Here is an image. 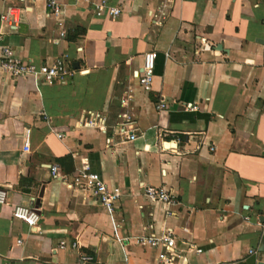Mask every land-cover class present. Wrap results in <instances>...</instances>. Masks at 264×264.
<instances>
[{
  "label": "crops",
  "instance_id": "0c3cea01",
  "mask_svg": "<svg viewBox=\"0 0 264 264\" xmlns=\"http://www.w3.org/2000/svg\"><path fill=\"white\" fill-rule=\"evenodd\" d=\"M95 1L62 0L61 38L45 0L13 4L19 21L0 24L20 57L64 56L73 70L51 84L0 70V264H154L158 249L133 237L166 228L201 248L186 264H264V0H104L114 18L95 16ZM11 4L0 0V15ZM149 50L143 92L132 73ZM88 112L103 131L81 124ZM124 122L133 140L117 133ZM82 157L120 191L115 230L68 185ZM158 185L177 203L146 199ZM18 204L37 208L36 228L12 217Z\"/></svg>",
  "mask_w": 264,
  "mask_h": 264
},
{
  "label": "built area",
  "instance_id": "2783aa9c",
  "mask_svg": "<svg viewBox=\"0 0 264 264\" xmlns=\"http://www.w3.org/2000/svg\"><path fill=\"white\" fill-rule=\"evenodd\" d=\"M12 3L8 5L0 15V24L3 27H9L15 22L19 21V13L17 5L25 2V0H3ZM159 2H169L170 0H158ZM62 0H45L46 15L55 19L57 28L59 29L58 36L61 38L64 35L62 29V15H63ZM23 8V7H22ZM119 9L114 6H107L104 0H96L93 3V13L95 16L106 15L109 18H114L119 14ZM153 17V16H152ZM153 23H156L151 18ZM3 32L0 31V70L5 72L11 79H28L33 84H51L62 83L73 72L70 63L64 56H57L48 62H36L30 58L20 57L15 50L7 43L2 41ZM202 40V39H201ZM156 53L153 50L145 51L142 54V65L138 71H133L132 76L136 79L139 87L143 92L151 90L152 70ZM165 107L163 99H159L155 108L160 111ZM188 109H194L193 106H188ZM88 116V117H87ZM81 122L85 126H96L100 130H104V120L98 115H92L88 112ZM117 133L122 135L126 140H133L135 138L134 129L128 124L119 123L117 126ZM29 130L23 131L22 150H27L28 147ZM57 139L62 140L60 133H55ZM109 144V138L105 139V145ZM210 151L212 147L208 148ZM50 172L53 177L60 180H65L64 176L59 175L58 168L55 165L50 167ZM68 185L72 190L79 191L86 195L98 206L102 207L110 216L113 230H115V223L113 212L116 204L120 198V191L117 187H108L100 176L91 171L87 159L82 157L79 161V166L75 168V173L71 177ZM143 194L150 202H159L165 205H173L177 203L176 195L171 189L164 185L158 186H144ZM6 203V192L0 187V204ZM12 217L19 219L31 228H36L39 215L37 208L32 205H15L12 209ZM247 219V217H244ZM118 240V239H117ZM20 240H16L19 243ZM133 243L140 246H149L157 248L158 252L154 257V264H186L188 256L191 254H198L201 248L191 241L180 240L176 241L172 230L166 228L159 233H152L148 235H137L133 237ZM64 242H59L58 247L62 248ZM72 248L76 247V243L70 244ZM248 250V253H252ZM81 261H90L91 257L85 254H79ZM54 264V263H52Z\"/></svg>",
  "mask_w": 264,
  "mask_h": 264
}]
</instances>
